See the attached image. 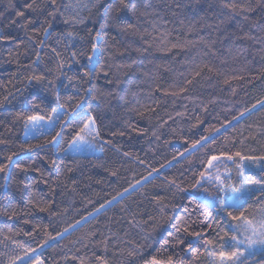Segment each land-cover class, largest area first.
<instances>
[{
  "label": "trees",
  "instance_id": "trees-1",
  "mask_svg": "<svg viewBox=\"0 0 264 264\" xmlns=\"http://www.w3.org/2000/svg\"><path fill=\"white\" fill-rule=\"evenodd\" d=\"M24 2L30 0H11L14 7H9L10 0H0V13H3L0 17V31L5 36L16 37V41H0V99L9 93L15 95L18 89L24 91L22 97L17 96L11 104L5 103L0 107V140L5 141L0 143V164H6L7 157L17 153L18 157H14L17 163L31 167L27 172H22L20 168L12 165L8 167L11 181L6 188H0V196L4 197L0 200V213L10 212L13 206H17L19 214L12 219L0 215V232L7 233L9 228L13 231L19 230L14 239L26 247H36L50 235L56 236L57 232L68 228L69 231L63 237L49 241L53 247L39 249L37 255L44 260V264H80L81 259L85 264H99L97 256H103L109 264H129L126 251L117 250L125 249L126 245L117 242V238L135 240L141 245H152L149 251L159 248L168 232L174 231L172 224L176 221L175 219L170 221V218L184 216V205L191 208L188 194L173 195L175 190H169L163 184L162 178L153 179L138 190H130L122 205L107 206L104 213L95 214V219L81 221L80 225H76V221L93 212L94 208L111 199L117 192L128 188L129 184L146 176L153 168L161 169V165H165L161 172L169 179L179 177L181 172L190 178V168L195 171L202 170L199 165L201 160L206 162L207 149L196 151L183 159L177 154L184 152L200 136L207 135L206 130L220 128L226 120H231L234 127L225 125V128L221 129L222 134L217 135L216 143L211 147L217 153L235 150L255 155L264 153V109L257 106L251 116L246 114L239 122L232 119L245 108H251L256 101L264 99V43L236 38L243 36L250 24H255L250 35L264 37V6H255L256 0H252L254 10L246 13L249 20L245 22L243 31L236 29L239 16L234 20H227L230 11L221 8V0H132L138 10L150 12L155 9L157 15L169 22L166 27L171 29L170 39L173 42L177 39L181 42L189 40L196 42L202 36L209 42L215 40L212 50L201 43H195V47L176 48L171 52H160L155 47L143 52L147 45L140 34L145 29L153 35L156 34L150 23L155 17L141 16L139 11L134 15L130 10H123L119 13L114 11L106 18L103 16L102 7L98 11L94 9L91 19L86 21L88 28H100L106 20H114L118 25L115 28L106 26L102 29L105 43L101 47L104 48L105 54L101 64L105 67L103 72L98 69L90 85L89 78L84 76V66L87 65V56L91 51L90 44L79 45L75 49L78 53H83L76 57L79 63L73 64L70 71L67 66L65 68L67 76L77 78V88L69 86L62 89L61 94L64 97L71 94L77 101L85 99L83 108L77 109V112L86 120L84 113L91 109L90 114L97 117V125L102 136L112 140V145L105 146L103 153L99 154L69 152L67 150L68 140L71 139L69 129L63 132L64 138L60 142L59 150L53 146L32 149V145L46 144L55 132L48 135L45 131L44 135L37 133L24 137L22 122L14 120L12 113L21 109L25 99L32 100L35 97L39 100L47 97L49 101L54 100L52 90L45 92L35 82L28 85L26 79L32 74L27 66L35 59V54L39 50L37 43L45 40L46 44L56 47L57 51H62L67 41L61 39L58 33L73 30L79 31L81 35L86 34V29L67 28L60 17L53 22L51 29L53 34L50 38H46L42 30L33 33L32 28H41V21L44 18L41 16L40 20L28 29L26 35L23 28L17 27L23 20L16 16V12L24 11V20L34 17L35 13L25 10ZM102 2L111 3V0ZM176 2H180L183 7L176 9ZM37 3H42V0H37ZM57 3H62V0H57ZM145 4L151 7L145 8ZM173 11L178 12V16L173 17ZM121 18L126 19L133 27L121 31L125 28L120 22ZM13 20L15 24L12 23ZM181 20L184 21L183 24L180 23ZM222 20L226 23H220ZM92 21L97 23L94 25ZM203 24H211L213 27H201ZM189 26L194 28L192 32L188 31ZM29 36H34V40H29ZM109 45L113 46L112 56H109ZM116 49L124 52V56H117ZM137 49L140 51L137 52ZM70 51L72 49H69ZM205 52L208 54L204 55ZM40 54L42 63L36 67L37 74L51 69L49 80L57 86L61 82L67 83L64 77L56 80V77L60 76V70L57 59L50 49L44 48L40 50ZM62 58L68 59V53H62ZM131 60H135L136 63L128 68ZM204 63L211 64L216 71L208 72L205 69L200 76L193 78L196 65ZM107 65L113 66L111 70ZM116 65L123 67L117 69ZM105 72L109 73L107 79L118 78L121 81L119 88L116 89L120 96L113 98L105 95L101 100H87L83 95V89L90 86H95L105 94L113 90L105 79ZM145 73L147 75H144ZM233 77L236 78L232 79ZM225 79H229L228 84H224ZM185 80H192L185 93L175 96L166 94L184 87ZM157 84L160 88L153 91ZM77 89L80 90L79 94ZM51 106H54V103ZM71 108H75V103ZM133 108L143 115L131 111ZM145 108L150 111H144ZM79 123L82 121H73L74 125ZM129 125L142 131H131ZM257 125L261 127L257 128ZM71 127L72 125L69 126ZM154 130L156 136L152 135ZM56 131H60V128L57 127ZM120 131L126 134L112 137L113 132ZM240 140H244L243 145L239 144ZM113 145L119 147L121 151H114ZM123 152L130 153V156L122 155ZM174 156H177V160L173 161L172 166H167L166 162L171 161ZM139 160H143L144 164L139 163ZM52 161L56 164L53 165ZM35 168L41 170L43 177L41 173L34 171ZM4 176L5 173H0V185L5 183ZM42 179H47L49 183L44 184ZM33 181L36 182L34 185ZM50 188L55 191H49ZM33 189L43 197L44 203L40 205L41 207H48V202H51L48 211L34 209L28 203ZM157 195L164 197L165 203L168 204L163 214L152 202ZM124 206H127L126 211H122ZM132 213H136V219L140 221H148L150 216L154 220L149 221L143 229L133 227L128 224ZM195 218L194 214L192 219ZM207 223H211V220ZM70 225L74 227H69ZM196 230H200L199 226ZM93 232L97 233L94 237L91 235ZM26 233H33V236L30 237ZM113 233L115 235H112ZM104 236L109 237L107 252L98 243ZM0 239L3 237L0 236ZM5 242L15 247L11 241ZM165 247L167 252L161 250L165 257L173 251H181L179 248L174 249L167 245ZM22 253L20 248L15 247L14 252L8 257L15 258ZM182 255L186 264L189 262L212 264L203 250L198 253V258H193L190 254ZM0 264H6V258L0 261Z\"/></svg>",
  "mask_w": 264,
  "mask_h": 264
},
{
  "label": "snow or ice",
  "instance_id": "snow-or-ice-1",
  "mask_svg": "<svg viewBox=\"0 0 264 264\" xmlns=\"http://www.w3.org/2000/svg\"><path fill=\"white\" fill-rule=\"evenodd\" d=\"M255 6H264V0H256ZM252 0H243V2H238V0H221V8L228 9L230 11L227 17L228 21L234 20L237 16L240 20L236 21V29L243 31L245 27V22H248L249 17L246 13H250L255 7ZM9 7H14V4L9 3ZM103 8V16L110 17V14L114 11L119 13L123 10H130L135 15L137 11L141 16H152L155 17L150 21L153 30L156 32L153 35L148 29H145L141 33V39L144 40V44L147 47L143 48V52H148L150 48L155 47L160 52H171L173 49L181 48L188 49L190 47H195V43H201L209 50H212V46L215 44V40L209 42L204 37H199L198 41H184L181 42L177 39L173 42L171 37V29H168L166 25L169 23L164 20L162 16L157 15L155 9L152 11H140L136 8V4L132 0H111V3H103L102 0H62V3L58 4L57 0H42V3H37V0H30V2H24V9L31 10L35 13V16L24 20V11H17L16 16L23 20V23L17 25V27L23 28L25 34L27 35L28 29L36 23L37 20L41 21V28H32L33 33H39L41 30L46 38H50L53 34L51 29L53 28V22L56 21L57 17L62 18V23L70 29L82 28L86 29V34L81 35L79 31H62L58 33L61 39H66L62 51H57L56 47H51L45 43V40H40L37 43V49H39L35 54V59L31 61V64L27 67L31 69L32 74L26 77L28 85H32L35 82L37 85L43 88V91L49 92L53 91L54 100L49 101L47 97L37 100L35 97L32 100L25 99L22 102V107L20 110H16L12 115L14 120L22 122L25 136L29 133H40L44 135L47 129V134L51 135L55 132V135L51 136V140H47L46 144L32 145V149H43L46 146H53L59 150L60 142L63 140V132L65 129H69V135L71 137L68 140L69 148L76 153H81L87 149H92L95 146H100V152L103 153L105 146L112 145L111 139H105L101 134V129L97 125V117L91 115V109L89 112L84 113L87 117L85 120L83 116L77 112V109H82L86 103L85 99L75 100V97L69 94L64 97L61 92L62 89H67L69 86L72 88H77L78 80L76 77H69L65 72V68L70 71L71 66L75 63H79L76 60L77 55H83V53H78L75 49L82 44H90V54L87 56V65L84 66V76L88 77V83L91 85L92 79L97 74V71L103 72L105 65L101 64V59L105 54L104 48V35L102 29L106 26H111L113 28L118 27L114 20H106L105 23L100 25V28H88L86 21L91 19L92 11L99 10ZM145 8H150L151 5L145 4ZM183 6L180 2H176L175 8L181 9ZM48 9H51L50 11ZM88 15H85V13ZM3 13H0V17ZM172 16H178V12L173 11ZM203 19V17H201ZM121 23L125 25L124 29L132 28L133 25L127 23V20L121 18ZM15 24V20L12 21ZM95 25L97 21H92ZM181 24L184 23L183 20L180 21ZM220 23H226V21H220ZM46 25V26H44ZM201 27L212 28L211 24H203ZM255 27V24H250L247 32H244L243 36H237V39H250L255 40L257 43H264V37H255L250 35L251 29ZM194 28L189 26L188 31L192 32ZM199 31V29H195ZM227 35V33H226ZM29 40H34V36H29ZM12 40L16 41V37L5 36L0 31V41ZM59 45V40L57 41ZM44 48H49L52 55L57 59V66L60 70V76L56 77L59 81L61 77L67 83L61 82L57 86L52 80L48 79L51 75V69L47 71H42L37 74L36 67L42 63V57L40 50ZM109 56H112V45L108 46ZM69 49L72 51L69 52ZM116 55L123 57L124 52L116 49ZM127 51V50H125ZM137 52L140 49L136 50ZM62 53H68L69 58H62ZM208 53L205 52L204 55ZM214 54V53H213ZM130 59V57H129ZM135 60L127 65L131 68L132 64H135ZM151 63V61H149ZM35 66V67H34ZM111 70L112 65H107ZM123 67V65H116V68ZM207 69L208 72H215L216 69L209 63H204L202 65H196L193 71V78L200 76L201 73ZM144 75H147L145 73ZM105 79L108 78L109 73H104ZM233 77L232 79H235ZM109 86L113 88L112 91L108 93L102 92L100 89L95 88V86H90L83 89V95L87 100H101L106 96L108 97H118L120 92L116 89L119 88L121 81L117 78L115 80L107 79ZM192 83V80H185L184 87H179L178 91H173L166 94H171L173 96L185 93L187 91V86ZM229 79L224 80V84H228ZM160 88V85H155L153 91ZM26 91V89H25ZM79 89H77V94H79ZM24 91L17 90L16 94L9 93L0 99V107H3L5 103L11 104L17 96H23ZM135 95V93H132ZM11 97V99H10ZM54 103V106L51 104ZM75 103V108H71V105ZM257 105L261 109H264V99L256 101L251 108H245L243 111L239 112L237 116H233V120L239 122L247 114L251 116L256 110ZM50 107V111H49ZM143 107V106H142ZM71 108V111L69 110ZM131 111L137 112L138 115H143L137 109L133 108ZM144 111H150V109L145 108ZM43 113V114H42ZM177 115H183V113H177ZM172 117H169L171 119ZM73 121H82L78 125H74ZM72 125L71 128L69 126ZM225 125L229 127H234L231 120H226L225 124L221 125L220 128H211L206 130L207 135L200 136L199 139L192 142L189 148H186L184 152H180L177 156L181 159L185 158L187 155H192L196 151L202 149H207L205 153V160L200 161L199 168L202 170L195 171L191 168L189 169L191 175L190 178L185 177V173L181 172L179 177L169 179L163 176L161 169L165 165H161V169L153 168L148 172L146 176L141 177V179L136 180L135 183L129 184L128 188H124L122 192H117L115 196L111 199L106 200L99 207L94 208L93 212L88 213L87 216H82L81 220L76 221V225H80L81 221L88 219H95V214H102L105 212L107 206L112 205H122L123 201L129 195L130 190H138L143 187L144 184L150 183L153 179L162 178L163 184L168 187L169 190L174 189L173 195L179 193L188 194V205H184V216L173 217L175 223L172 224L174 231L168 232L167 237L161 243L159 248H155L153 251H149L152 245H141L135 240H120L117 238V242L124 243L126 245L125 249H117L118 251L125 252L129 258V264H186V261L182 255L190 254L193 258H198V253L203 250L211 259L212 264H264V153L255 155L249 154L242 150L235 151H220L217 153L211 145H215L217 135L222 134L221 129L225 128ZM59 127L60 131H56ZM131 131L138 132L137 128L129 125ZM251 127V126H249ZM260 128V125L256 126ZM126 133L123 131L113 132L111 135L115 137L117 135L124 136ZM156 136V131L152 133ZM159 137H157L158 139ZM247 139V137H245ZM254 139V137H253ZM0 143H5V141L0 140ZM235 143V141L233 142ZM244 140H240L239 144L243 145ZM114 151L120 152L119 147L113 145ZM255 151L254 149L252 150ZM211 153V154H209ZM122 155L130 156V153L123 152ZM177 156H174L171 161H167V166H172L173 161L177 160ZM18 157L17 153H12L7 157L6 164H0V173H5L4 181L5 183L0 185V188H6L11 181V176L8 173L9 165L20 168L22 172H27L31 165L25 167L17 163ZM144 164L143 160L138 161ZM53 165L56 164L52 161ZM34 171L41 173L39 168H35ZM153 173H157L154 176ZM115 175V173H113ZM43 177V173H41ZM44 184H48L47 179H42ZM23 184V181H21ZM36 182L33 181V185ZM186 185V186H185ZM194 190V191H193ZM49 191L54 192L55 190L50 188ZM4 197L0 196V200ZM157 207H159L161 213L165 212L168 208V204L165 203V198L162 196H155L152 201ZM28 203L35 209L38 208L40 211H48L51 207V202H48V207H41L40 205L44 203L43 197L39 196L33 189L30 193ZM91 203V201H89ZM170 203V202H169ZM176 207V205H173ZM127 206L122 208V211H126ZM19 213L17 211V206H13L11 211H5L0 213V215L7 216L9 219L17 216ZM195 214L196 218L192 219ZM154 220L153 217H149L148 221H140L136 219V213L131 214V219L128 220V224L133 227H138L143 229L149 221ZM211 220V223H207ZM28 223V221H26ZM199 226L200 230L197 231L196 227ZM69 227H74L70 225ZM35 231V230H34ZM69 231L68 228L63 229L61 232H57L56 236H49L48 239L44 240L42 243L37 244L36 247H26L23 244L18 243L14 237L19 234V230L13 231L9 228L7 233L0 232V245H4L7 248L5 241H11V243L16 247L20 248L23 252L22 255H17L15 258L7 256L6 252H0V257L6 258V264H44V260L40 259L37 255L39 249L45 247H53L49 241H56L57 237H63L65 233ZM97 233L93 232L91 235L94 237ZM28 236H33V233H26ZM103 235V234H101ZM112 235H115L114 233ZM127 233H125V236ZM108 236H104L102 241L98 243L104 248L105 252L108 250ZM159 243V242H154ZM171 246L174 249L179 248L181 251H173L172 254L166 255L162 254L161 250L167 252L165 246ZM115 246V245H114ZM96 260L99 264H109V261L103 256H97ZM80 264H85V261L81 259ZM190 264V262H189Z\"/></svg>",
  "mask_w": 264,
  "mask_h": 264
},
{
  "label": "rangeland",
  "instance_id": "rangeland-1",
  "mask_svg": "<svg viewBox=\"0 0 264 264\" xmlns=\"http://www.w3.org/2000/svg\"><path fill=\"white\" fill-rule=\"evenodd\" d=\"M257 106H259V105H257ZM45 131H47V129ZM34 134H37V133H29L28 136H25V133H24V137H29V136L34 135ZM67 150L69 152H71V153H74V154H86V153H89V154H99V153H101L100 152V146L99 145L95 146L92 149L85 148V150L83 152H81V153L74 152L72 149L69 148V146H68ZM153 174H155V173H153ZM6 244H7V248H5L4 245H0V252H6L7 253V256H9V255H11L14 252L15 247L11 246V244H8V243H6ZM22 254H20V255H22ZM4 258L5 257H0V261H2Z\"/></svg>",
  "mask_w": 264,
  "mask_h": 264
}]
</instances>
